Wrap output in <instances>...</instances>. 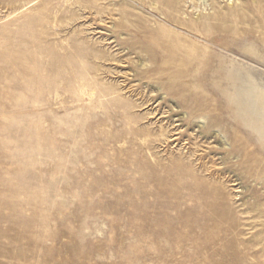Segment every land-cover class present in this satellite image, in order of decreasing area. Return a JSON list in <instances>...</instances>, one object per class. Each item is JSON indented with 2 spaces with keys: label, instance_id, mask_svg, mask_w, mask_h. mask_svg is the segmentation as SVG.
Wrapping results in <instances>:
<instances>
[{
  "label": "rangeland",
  "instance_id": "1",
  "mask_svg": "<svg viewBox=\"0 0 264 264\" xmlns=\"http://www.w3.org/2000/svg\"><path fill=\"white\" fill-rule=\"evenodd\" d=\"M263 14L0 0V264H264V141L221 90L168 86L165 45L210 35L233 69L245 58L226 40L264 31Z\"/></svg>",
  "mask_w": 264,
  "mask_h": 264
},
{
  "label": "bare ground",
  "instance_id": "2",
  "mask_svg": "<svg viewBox=\"0 0 264 264\" xmlns=\"http://www.w3.org/2000/svg\"><path fill=\"white\" fill-rule=\"evenodd\" d=\"M220 6L221 4H216L213 8V21H218L220 17L225 20L228 15L226 10L220 9ZM240 10L242 18L246 22L249 17L246 10L258 20L255 10H251L243 2ZM261 12L262 10L258 13ZM225 23L227 24V21ZM208 36L207 46L195 42L179 41L175 39V36L166 41L169 43L165 44L169 49L168 51L174 54L169 56V59L171 60L170 63L176 65L175 74L178 76L175 81L168 83V86L176 85L179 89H192L202 91L204 94L210 90L214 92L218 89L221 90L226 94L224 97L227 106L229 108L234 107L238 113L249 115L250 120L246 121L247 127L260 140L264 141V73L259 69L264 67V31L261 25L256 31L240 29L238 33L230 34V41L226 40L225 48H229V51L239 52V55L245 58L243 61L245 63L240 64L238 62V65L234 66L233 69H226L228 60L223 57L214 56L212 61L211 47L216 44V40L210 35ZM254 37H257L256 42L251 45L248 44L245 51L242 50V46ZM157 56L159 55L157 54ZM166 69L170 68L165 65L162 71ZM199 125L202 126V122ZM215 136L219 143L227 147L228 142L225 140V136L222 137L217 131Z\"/></svg>",
  "mask_w": 264,
  "mask_h": 264
}]
</instances>
